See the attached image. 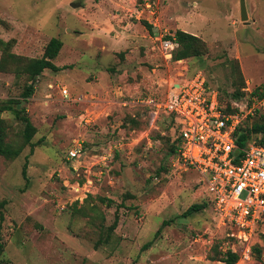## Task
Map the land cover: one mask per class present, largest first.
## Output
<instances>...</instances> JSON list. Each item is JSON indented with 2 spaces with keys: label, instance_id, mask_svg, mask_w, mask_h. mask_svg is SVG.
<instances>
[{
  "label": "rangeland",
  "instance_id": "374dc122",
  "mask_svg": "<svg viewBox=\"0 0 264 264\" xmlns=\"http://www.w3.org/2000/svg\"><path fill=\"white\" fill-rule=\"evenodd\" d=\"M142 1L0 0V105L18 101L35 127L30 154L24 124L0 113L5 142L20 149L0 156V264H223L227 250L236 264H264V224L247 242L232 237L198 174L173 168L174 121L160 113L150 122L141 106L124 105L163 101L197 72L222 106L264 95V0H245L247 24L239 0H152L151 19L138 17ZM176 31L196 36L204 54L175 60ZM51 38L62 41L54 64L64 69L31 79L27 60Z\"/></svg>",
  "mask_w": 264,
  "mask_h": 264
},
{
  "label": "built area",
  "instance_id": "2783aa9c",
  "mask_svg": "<svg viewBox=\"0 0 264 264\" xmlns=\"http://www.w3.org/2000/svg\"><path fill=\"white\" fill-rule=\"evenodd\" d=\"M136 11L138 17L148 14L150 19L154 18L155 2L144 0ZM143 19L154 26L148 18ZM162 44L169 49L174 46L171 41ZM245 90L251 93L248 88ZM63 94L67 95V91L63 90ZM127 104L144 108L150 122L160 113L174 121L178 149L173 168L198 174V184H203L221 225L234 231L232 237L245 242L252 238L259 222L264 220V145L259 143V135H252L244 147H239L235 132L264 107V99L233 101L228 112L216 90L197 72L177 85L163 101L147 98L124 105ZM81 151L82 146L78 145L68 152V158L77 159Z\"/></svg>",
  "mask_w": 264,
  "mask_h": 264
},
{
  "label": "trees",
  "instance_id": "16d2710c",
  "mask_svg": "<svg viewBox=\"0 0 264 264\" xmlns=\"http://www.w3.org/2000/svg\"><path fill=\"white\" fill-rule=\"evenodd\" d=\"M152 1V0H150ZM144 2V1H142ZM143 24L147 26V28H151V25H148L146 22L143 21ZM172 39V38H171ZM173 42L179 46L178 51L176 52L174 58L175 60H183L187 59L190 57H200L204 54L205 52V46L201 45V41L196 37L191 34L185 33L183 31H176L174 33L173 37ZM198 43V44H197ZM62 48V41L57 39V38H51L49 42L46 44L43 50V54L40 58H35V59H29L27 62L29 64L24 68V72L28 74V76L33 79L35 77H38L43 73L45 70H49L53 73H57L64 68L57 67L54 64V60L57 58L60 50ZM13 59H19L17 55H9ZM30 88L26 89L25 95H28L29 93H32V86H29ZM257 94V95H256ZM253 97L255 95L258 97V99L264 98V95H260L254 90L251 94ZM220 101V100H219ZM250 102V101H248ZM221 103V101H220ZM222 104V103H221ZM19 102L16 100H10L6 104H1L0 105V113L1 112H12L14 113L19 120L24 124L23 127V143L24 145H29L30 146V154H32V150L34 145L31 143V139L33 138L35 134V127L32 125L30 122L29 118L26 116H20L19 113L17 112L16 108L14 106H18ZM226 111H231L230 106L226 107ZM258 113V112H257ZM255 119V120H254ZM254 121L250 127L245 126L243 123L239 128H237L235 135L238 137L237 139V145L239 147H244L246 142L250 139L252 135H259L260 141L259 143L264 145V115L259 112L258 116L254 117L252 119ZM251 121V122H252ZM178 135V129L176 128V135L175 138L173 139L174 144L172 148L173 152V157L177 153L178 149V139L176 136ZM4 126H3V121L0 119V156L5 158V159H10V158H16L19 153L20 149H13L11 146H9L5 140H4ZM26 167L27 165L25 164L22 169V176L25 180H27L26 177ZM2 204L0 205V207ZM206 208L205 203H200V204H192L190 205L183 213L181 216L183 217H188L191 216L194 213L200 212ZM3 216L0 214V224L2 222ZM261 224H264V220L260 221L257 228L261 226ZM168 225V222L164 221L162 222L161 226L164 227ZM114 225L111 226V230L114 229ZM160 233V230H157V232L154 233V238H156ZM256 234V233H255ZM150 245L146 244L141 248V250H145L148 248ZM3 252V244L1 242V236H0V254ZM240 259V256L236 252H232L231 250H227L224 255L220 258V262L223 264H236L238 260Z\"/></svg>",
  "mask_w": 264,
  "mask_h": 264
},
{
  "label": "water",
  "instance_id": "95a60500",
  "mask_svg": "<svg viewBox=\"0 0 264 264\" xmlns=\"http://www.w3.org/2000/svg\"><path fill=\"white\" fill-rule=\"evenodd\" d=\"M72 7H75V5L72 4ZM239 14H240V20L243 23L247 24L248 15L246 10L245 0H239Z\"/></svg>",
  "mask_w": 264,
  "mask_h": 264
}]
</instances>
